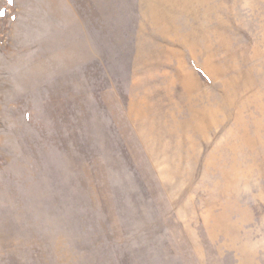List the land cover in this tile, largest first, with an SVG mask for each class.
<instances>
[{
    "label": "rangeland",
    "instance_id": "1",
    "mask_svg": "<svg viewBox=\"0 0 264 264\" xmlns=\"http://www.w3.org/2000/svg\"><path fill=\"white\" fill-rule=\"evenodd\" d=\"M0 264H264V0H0Z\"/></svg>",
    "mask_w": 264,
    "mask_h": 264
}]
</instances>
